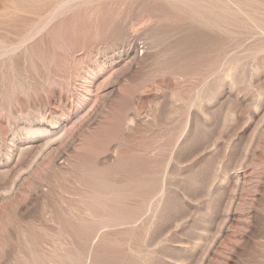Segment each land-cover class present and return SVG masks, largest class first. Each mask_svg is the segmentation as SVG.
Returning a JSON list of instances; mask_svg holds the SVG:
<instances>
[{"label":"rangeland","instance_id":"rangeland-1","mask_svg":"<svg viewBox=\"0 0 264 264\" xmlns=\"http://www.w3.org/2000/svg\"><path fill=\"white\" fill-rule=\"evenodd\" d=\"M0 264H264V0H0Z\"/></svg>","mask_w":264,"mask_h":264},{"label":"bare ground","instance_id":"bare-ground-1","mask_svg":"<svg viewBox=\"0 0 264 264\" xmlns=\"http://www.w3.org/2000/svg\"><path fill=\"white\" fill-rule=\"evenodd\" d=\"M138 18H140V17H138ZM142 18V17H141ZM147 18V17H146ZM145 18V21L147 20L148 22L147 23H149V20H152L151 18L148 20V19H146ZM131 20H129V22H130ZM134 21L135 20H133L131 23H129V26H130V28L131 29H129V30H132V31H126V32H124V35H123V38L124 39H129L128 41H130V44H131V46H130V48L126 51L127 53H126V56H127V62L126 63H124L123 65H122V67H121V69H123L122 70V72L120 73V74H118V75H116L115 74V79L114 80H116V81H118V80H129V81H131L132 79H134V76L136 75V74H138L139 72H145V69L147 68V65H149L147 62V58H146V56H147V53H146V51H145V49H144V47H137V46H135V43H136V38L138 37V36H144V35H148V33L150 34V31H151V29L153 28V26L152 25H154V24H147V23H145L146 24V26L144 27L143 26V28L142 27H140L141 29V31L139 32V33H137L136 31V29L134 30V27H136V26H141V25H143L144 24V20H141V21H139V24H133L134 23ZM136 21H137V19H136ZM127 22V21H126ZM126 22H124V24L126 23ZM128 26V27H129ZM125 27V26H124ZM123 27V28H124ZM127 27V28H128ZM138 28V27H137ZM125 29V28H124ZM122 31V30H121ZM148 32V33H147ZM145 36V37H148V36ZM151 35V34H150ZM152 37V36H151ZM150 37V38H151ZM173 37V36H172ZM142 38V37H141ZM139 39V38H138ZM122 40V39H121ZM121 43V42H120ZM125 44V43H124ZM129 44V45H130ZM126 45V44H125ZM151 45V44H150ZM155 55V54H154ZM151 57V56H150ZM156 61V60H155ZM123 62V61H122ZM121 69H120V71H121ZM150 69V68H149ZM118 70V69H117ZM147 70V69H146ZM119 71V70H118ZM149 71V70H148ZM117 72V71H116ZM117 73H119V72H117ZM138 78V77H137ZM113 80V81H114ZM133 81V80H132ZM135 81V80H134ZM115 82V81H114ZM128 82V81H127ZM115 83H117V82H115ZM112 84H113V82H112ZM115 85V84H114ZM114 85H111V87H110V89H109V92H108V94L107 93H105V95H107L105 98H107V100L106 101H110L112 98H116V97H119L120 98V95H119V93L114 89ZM103 101V100H102ZM104 101H105V99H104Z\"/></svg>","mask_w":264,"mask_h":264}]
</instances>
